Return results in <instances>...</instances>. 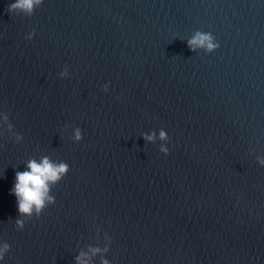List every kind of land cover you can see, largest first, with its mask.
Segmentation results:
<instances>
[{"label": "water", "instance_id": "95a60500", "mask_svg": "<svg viewBox=\"0 0 264 264\" xmlns=\"http://www.w3.org/2000/svg\"><path fill=\"white\" fill-rule=\"evenodd\" d=\"M14 2L0 113L23 139L0 127V264H264V0ZM197 30L219 48L191 51ZM160 129L168 155L142 137ZM45 155L70 171L17 230L15 172Z\"/></svg>", "mask_w": 264, "mask_h": 264}, {"label": "clouds", "instance_id": "9594fccd", "mask_svg": "<svg viewBox=\"0 0 264 264\" xmlns=\"http://www.w3.org/2000/svg\"><path fill=\"white\" fill-rule=\"evenodd\" d=\"M44 0H15L11 3L7 11L17 15L31 17L35 10L43 4ZM34 32L27 38L31 39ZM189 49L193 52L198 49L203 50L206 54H210L219 48V43L211 32H202L197 30L193 36L187 40ZM67 67L60 73L61 78L68 76ZM108 90V85H104V91ZM0 120L3 121L0 127L6 125L7 131L13 133L16 142L23 139L22 134L13 131V125L9 121L7 113H0ZM145 141L156 143L157 140L164 143L161 144L159 151L164 155L169 154L166 144L170 137L164 129H160L159 133L155 131L142 134ZM73 142H80L83 139L82 130L79 127L73 129ZM257 163L264 166V158L257 157ZM70 171L69 165L63 161H54L50 156H43L39 162L35 158L29 159L26 164L25 171L15 172V182L10 191L16 198L18 216L15 220L17 230H23L26 220H31L33 216L39 218L49 205L55 203V196L52 195V189L59 184ZM11 250V245L7 242L0 243V261L5 259L6 254ZM93 255L99 253V248H90ZM86 254L80 253L76 257V264H88L87 260L82 259ZM101 264H109L108 260H102Z\"/></svg>", "mask_w": 264, "mask_h": 264}]
</instances>
